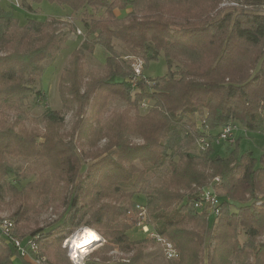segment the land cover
<instances>
[{
	"label": "trees",
	"instance_id": "trees-1",
	"mask_svg": "<svg viewBox=\"0 0 264 264\" xmlns=\"http://www.w3.org/2000/svg\"><path fill=\"white\" fill-rule=\"evenodd\" d=\"M42 1L67 9L66 16H76L83 25L87 40L72 54L71 66L77 68L84 52L96 49L105 74L83 93L78 82L70 86L69 93L89 109L77 126L78 146L72 139L26 130L23 107L32 96L44 97L35 88L36 78L44 62L60 52L66 33L55 28L54 19H31L20 27L11 11L0 8V193L5 185L25 198L48 192V173L22 188L8 182L14 174L11 157L43 160L53 182L70 188L66 234L37 229L28 237L17 236L15 224L22 217L13 215L15 235L37 239L38 251L31 257L62 264L52 257L60 253L67 234L83 227L129 255L83 264H150L145 249L156 242L131 241L130 225L121 223L124 218L133 219V226L140 221L139 204L130 200L144 194L147 223L177 253L175 259L164 257V264H264V243L256 244L264 234V159L258 163L251 152L239 154L238 145L222 157L211 145L235 123L264 135V13L224 11L219 9L223 0H20L21 10L36 14L32 5ZM234 1L264 6V0ZM160 55L167 66L164 76L135 77L136 61L146 65ZM111 98L127 109L103 121ZM145 101L150 105L141 115L138 108ZM49 121L57 123L54 114ZM133 137L142 142L131 143ZM201 141L209 147L202 150ZM195 145L198 153L187 152ZM81 152L91 155L85 169ZM164 166L168 172L161 184L146 192L148 176ZM215 177L220 214L209 221L195 203ZM121 200L128 202L121 205ZM15 256L30 264L0 234V264H14Z\"/></svg>",
	"mask_w": 264,
	"mask_h": 264
},
{
	"label": "rangeland",
	"instance_id": "rangeland-1",
	"mask_svg": "<svg viewBox=\"0 0 264 264\" xmlns=\"http://www.w3.org/2000/svg\"><path fill=\"white\" fill-rule=\"evenodd\" d=\"M0 8L4 11H11L20 27L25 26L27 21L31 19L37 21L54 19L58 21L55 24V28L66 33V41L60 52L54 59L44 62L43 72L39 78H36L35 88L41 90L44 97L39 98L32 96L26 101L23 107L22 121L23 126L28 131L35 130L39 132V134L46 133L48 136H54L56 139H61L64 142H68L72 139L76 143V146H78L76 139L77 126L84 111H88L89 109L86 106V103H78L73 95L69 93V89L71 85L78 82L80 93H83L88 89L89 85L104 76V59L101 55V51L94 49L91 54L84 52L83 56L78 59V67L71 66L72 54L75 51V53H77V50L80 49L81 43L87 40V36L80 20L72 14L66 16L67 9L62 8L61 6L42 1L32 5L33 10L36 12V14L32 15L21 9L10 10L7 2L0 3ZM219 9H223L224 11L234 9L236 11L244 10L264 13V6L242 5V3L235 2L234 0H223L219 5ZM121 14L122 17L125 16V12H121ZM116 15L120 16L119 12H116ZM77 31H80L81 34H77ZM115 45L117 51L122 54L123 50L121 44L115 42ZM256 54L257 52L253 53V56ZM136 64H138L137 61L135 62V65ZM138 71L140 76L154 79L156 77L164 76L167 73V66L163 56L160 55L156 61H151L146 65L141 64L140 67H138ZM140 76L138 77L140 78ZM133 83H136V81L133 80ZM149 105V101L143 102L139 105L138 112L141 115L146 114ZM125 109H127L125 103L118 98L108 99L107 107L102 113L101 118H103V121H108L116 113H121ZM129 113L134 115L136 112L131 109ZM51 114H54L57 123L49 121ZM235 124L236 127L233 130L232 143L227 144L226 142H221L220 144H213L214 150L220 156L226 157L229 151L235 149L238 145L239 154L251 152L253 158L260 163L261 157L264 159V135L261 133L247 132L240 124ZM130 142L133 144H140L142 140L140 137H133ZM104 144L105 140H101L98 146L103 149ZM79 148L80 147H78L77 150ZM77 152L79 153V150ZM187 152L193 154L198 153L199 147L195 145L188 149ZM81 155L83 158L82 168L85 169L91 162V155L86 156L83 155L82 152ZM9 161L12 165L14 174L7 178L8 182H17L22 188L28 183L38 182L41 176L43 177L48 173L49 188L47 195L25 198L13 193L8 186L5 185L3 191L0 193V220H10L13 222V215L18 213L22 219L18 224H15V232L18 234L17 236L28 237L32 231L37 229H42L45 233L51 232L52 234H57L62 231V233L66 234L69 228L64 226L63 223L69 216L66 214V199L70 192L67 183H54L50 176V169L43 160L36 158L11 157ZM167 172L168 167L164 166L150 174L148 176L147 184L144 187L145 191L150 192L155 187L159 186ZM216 181H218V178L216 177L213 180H209L205 187L212 188L213 182L216 183ZM194 189L195 188H192L191 190ZM212 189L220 199L221 192L218 191V189ZM144 199L145 195L140 194L139 196L132 198L130 202L144 205ZM127 202L128 201L121 200L120 204L126 205ZM207 218L209 221H213L214 219L210 212H208ZM150 219L151 218L147 216L146 213L147 222L148 220L150 221ZM132 222L133 219L129 218L121 220L122 224L130 225L129 230L127 231L128 238L131 241L146 239L147 235H144L142 230L137 227L138 223L133 226L131 224ZM84 230L85 228L81 227L75 230L73 234H67V238L61 244L60 253L56 257L53 256L52 261L58 259L62 264H72L70 258L72 240L79 232H83ZM98 237L99 240H97L96 243L91 244L82 250L78 249V261L82 260L83 262L97 263L106 261L114 262L129 257V255L121 253L116 246L101 239L99 235ZM239 239L244 241L242 233L239 235ZM259 243H264V234L257 238L256 244ZM146 248V261L148 263L164 264L165 259L158 244H149ZM205 255L203 250L201 260H203ZM42 259L43 258L37 259L30 256L26 260H28L30 264H42ZM13 260L14 264H22V260L18 256H15Z\"/></svg>",
	"mask_w": 264,
	"mask_h": 264
},
{
	"label": "built area",
	"instance_id": "built-area-1",
	"mask_svg": "<svg viewBox=\"0 0 264 264\" xmlns=\"http://www.w3.org/2000/svg\"><path fill=\"white\" fill-rule=\"evenodd\" d=\"M7 2L9 8L21 9L20 0H0V3ZM77 34H81L80 31H77ZM140 63L133 66L136 76H139L138 67ZM236 126L228 125L224 127L218 137L213 141V144H220L221 142H226L231 144L233 140V130ZM209 143L201 141V149L205 150L209 147ZM199 200L195 203V208L199 211L208 212L214 217L217 218L220 214L219 209V198L212 188H204L199 194ZM138 211V217L140 221L137 224V227L142 230L144 235H147L148 239H152L158 244L161 248V252L166 259H175L177 258V253L171 244L167 243L162 237L157 235V233L150 227L146 220V211L143 205H136ZM141 223V224H140ZM150 227V228H149ZM0 234L5 242L12 245L18 254L23 258H29L31 254H34L38 251V243L36 238H26L20 239L14 233V223L10 220H0ZM78 256L74 255L73 251L70 254L72 264H83V261H78Z\"/></svg>",
	"mask_w": 264,
	"mask_h": 264
},
{
	"label": "bare ground",
	"instance_id": "bare-ground-1",
	"mask_svg": "<svg viewBox=\"0 0 264 264\" xmlns=\"http://www.w3.org/2000/svg\"><path fill=\"white\" fill-rule=\"evenodd\" d=\"M97 240H99V237L93 230L85 229L83 232H79L72 240V251L74 255L78 256L80 249L96 243Z\"/></svg>",
	"mask_w": 264,
	"mask_h": 264
}]
</instances>
